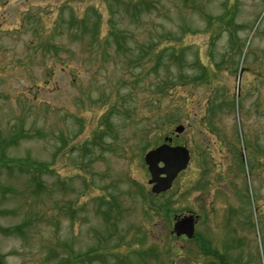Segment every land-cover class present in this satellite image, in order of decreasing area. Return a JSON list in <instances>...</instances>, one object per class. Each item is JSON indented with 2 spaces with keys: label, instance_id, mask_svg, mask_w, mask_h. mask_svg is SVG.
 Instances as JSON below:
<instances>
[{
  "label": "rangeland",
  "instance_id": "374dc122",
  "mask_svg": "<svg viewBox=\"0 0 264 264\" xmlns=\"http://www.w3.org/2000/svg\"><path fill=\"white\" fill-rule=\"evenodd\" d=\"M0 138L1 264H264V0H0Z\"/></svg>",
  "mask_w": 264,
  "mask_h": 264
},
{
  "label": "water",
  "instance_id": "95a60500",
  "mask_svg": "<svg viewBox=\"0 0 264 264\" xmlns=\"http://www.w3.org/2000/svg\"><path fill=\"white\" fill-rule=\"evenodd\" d=\"M175 131L182 133L184 126H178ZM145 161L151 175L149 184L152 185V192L161 194L170 190L178 175L188 167L190 153L185 147L164 144L147 153ZM174 233L177 237L185 235L192 239L195 235V218L192 215L179 218L174 224Z\"/></svg>",
  "mask_w": 264,
  "mask_h": 264
},
{
  "label": "trees",
  "instance_id": "16d2710c",
  "mask_svg": "<svg viewBox=\"0 0 264 264\" xmlns=\"http://www.w3.org/2000/svg\"><path fill=\"white\" fill-rule=\"evenodd\" d=\"M211 105H213V104H211ZM204 121H205V119L203 120V122H204ZM1 145H3V144H2V139L0 138V149H1ZM10 164H11V163H9V162H8V163H5V162H2V163H1V165H2L3 167H8L7 165H10ZM14 164H17V165H18L19 163H14ZM8 168H9V167H8ZM31 170L34 171V170H38V169H36L35 167H32ZM36 175H37V174H36ZM157 215H158V210H157ZM236 243H239V241H238V242L236 241ZM219 255H220V254H219ZM0 264H1V263H0Z\"/></svg>",
  "mask_w": 264,
  "mask_h": 264
}]
</instances>
